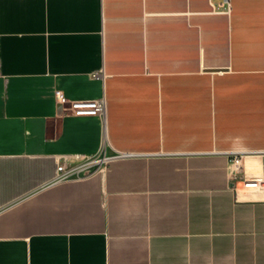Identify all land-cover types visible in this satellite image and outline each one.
Here are the masks:
<instances>
[{
	"label": "crops",
	"instance_id": "crops-1",
	"mask_svg": "<svg viewBox=\"0 0 264 264\" xmlns=\"http://www.w3.org/2000/svg\"><path fill=\"white\" fill-rule=\"evenodd\" d=\"M229 2L0 0V264H264V0Z\"/></svg>",
	"mask_w": 264,
	"mask_h": 264
},
{
	"label": "built area",
	"instance_id": "built-area-1",
	"mask_svg": "<svg viewBox=\"0 0 264 264\" xmlns=\"http://www.w3.org/2000/svg\"><path fill=\"white\" fill-rule=\"evenodd\" d=\"M223 6L230 10L229 0H224ZM99 77V74L94 75ZM56 98L58 103L64 107L66 114L75 116H100L104 117L106 113V105L104 99L99 100H69L62 92H57ZM113 156L99 158L98 155L76 157L78 163L72 167H66L64 163H59L57 167L56 182L68 180L70 178L78 177L81 173H88L92 171L96 166L107 164L111 161ZM242 161V157L235 155L233 162L239 165ZM244 188L257 189L264 186V175L259 177L245 178L243 180Z\"/></svg>",
	"mask_w": 264,
	"mask_h": 264
},
{
	"label": "rangeland",
	"instance_id": "rangeland-1",
	"mask_svg": "<svg viewBox=\"0 0 264 264\" xmlns=\"http://www.w3.org/2000/svg\"><path fill=\"white\" fill-rule=\"evenodd\" d=\"M111 155L107 152H103L100 155H98L99 158H104V157H110Z\"/></svg>",
	"mask_w": 264,
	"mask_h": 264
}]
</instances>
